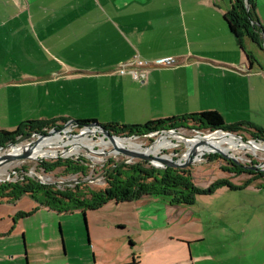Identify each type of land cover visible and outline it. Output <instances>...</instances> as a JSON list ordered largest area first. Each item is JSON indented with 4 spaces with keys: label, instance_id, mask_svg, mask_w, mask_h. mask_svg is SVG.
<instances>
[{
    "label": "crops",
    "instance_id": "0c3cea01",
    "mask_svg": "<svg viewBox=\"0 0 264 264\" xmlns=\"http://www.w3.org/2000/svg\"><path fill=\"white\" fill-rule=\"evenodd\" d=\"M252 2L264 32V0ZM231 9V0H0V131L73 120L144 126L204 112L219 113L227 126L251 124L264 131V33L263 48L244 39L250 61L225 23ZM135 58L150 63L171 58L175 63L150 68L148 79L138 82L118 72ZM220 179L236 189L215 192L257 191L264 200V187L250 176L224 174ZM125 203L131 205V220L120 221L117 228L138 233L137 238L130 235V249L123 244L133 255L107 261L97 257L94 264H156L154 258L175 243L184 245L168 255L178 259L176 264L213 262L214 249L206 256L197 248L206 242L198 224L213 215L200 202L185 206L146 196ZM33 204L38 207L24 198L16 205H0L3 250H8L6 241L15 245L20 234L26 235L23 223L35 216ZM20 212L32 214L18 219ZM87 232L91 245L88 221ZM96 244L93 251L105 256ZM57 247L53 239L28 243L23 264L31 259L38 264L42 253L57 258ZM13 250L0 251V259L22 264L18 245ZM239 264L253 263L243 256Z\"/></svg>",
    "mask_w": 264,
    "mask_h": 264
},
{
    "label": "rangeland",
    "instance_id": "374dc122",
    "mask_svg": "<svg viewBox=\"0 0 264 264\" xmlns=\"http://www.w3.org/2000/svg\"><path fill=\"white\" fill-rule=\"evenodd\" d=\"M262 58H264V53ZM169 130H175L189 136H205L222 131L195 129L194 127L185 129L180 128L178 130L167 128L151 132L150 134H153L152 136L149 135L147 137L146 135H142L140 136L141 139L136 141L134 140V142L140 146L144 145V147L153 148L160 142L165 141L166 144L159 148L157 155H164L174 160L180 159L188 151L187 143L184 140L175 137L167 136L162 138L161 135L167 133ZM74 131L75 132L73 134L79 133V129ZM223 131L229 132L226 130ZM218 134H221V132ZM241 135L246 140L260 141L259 139L252 137V134L250 133H242ZM118 137H121V139H131L129 136ZM33 140L35 141V138L23 142V144L19 145V147H25ZM97 143H99V140L93 142L94 145H97ZM222 146L223 149L232 151L237 155V157H241L243 159L241 161L242 165L256 166L264 163L263 153L258 152L255 155L253 152H251V150H242L239 147L235 148L229 143H225ZM96 149L99 150L102 149V147L97 145ZM46 150H48L50 154L55 153L56 157L52 156L49 157V159L42 158L41 160L46 162H56L58 160L57 157H59V155L62 153L63 148L51 147ZM85 151L83 150V152H81L82 156H84V158L92 165L88 177L82 179L85 181H90V184L95 187L104 186L105 182L102 176V168L105 164H107L109 159H113L115 162L119 163H134L126 162V159L120 154H111V147L105 149V155L103 158H95L94 160H89V157L87 158V156L92 155L89 154L88 151L87 154ZM8 153L9 152L2 154L4 155ZM223 159L224 158H222V156L215 153L207 154L203 156L200 161H197L191 166L199 187L205 188V185L210 186V184L224 176L222 167L226 163ZM39 162L40 161L38 160L28 159L19 162L8 163L6 166L4 165L5 168H3L1 171L0 182H6L11 175L13 176V180H17L18 173L14 170H19L23 166L29 167V170L35 169L37 172H39L37 167ZM149 164L153 166L151 163ZM39 173L49 180V184H57L58 186L63 184H71L77 180L76 176H68L64 172L63 168L58 169L52 174H45L44 172ZM263 181L264 180H259L256 183L258 186L264 187V183L261 184ZM258 194L260 193L257 191H249L247 193H233L226 190H221L215 192L211 196L196 197L195 202H200L203 211L209 210L213 213V215L208 217L205 216L203 219H201V225L198 224L203 228L206 242L197 248L204 252V255L206 256H210L206 253L207 250L214 249L212 251L215 252V254L211 256L215 257L213 262L208 264H239L240 258L243 256H248L250 258V262L253 264H256L258 261L264 263V200L262 197H259ZM261 194L263 195V193ZM33 207L36 212L35 216L24 220L23 223L26 229V235L23 237V234L19 233L20 236L16 239L17 244L15 245L11 241H6L8 248L7 251L3 250L2 246L0 245V251L3 253L10 251L14 252V247H17L18 245V249L20 251L18 255H20L19 257L22 264L24 258L26 257L25 254L28 251V243L35 241L39 243L41 241L51 239L54 240L56 246L58 243L57 258H54L53 255H49L47 257L44 253H42L41 261L39 262L36 260L38 264H80L77 263L78 261L82 264H94L96 262L95 258L97 257L98 259L101 257L107 261L113 256L122 257V253H129L133 255L130 250H126L123 247V244L125 242L127 248H129L130 235L137 238L138 233L132 228L129 231H121L119 228H117L120 221L131 220V213L129 211L131 205H129V203L110 202L97 211H87L86 213L75 212L73 214L57 213L47 208H36L34 204ZM223 213L226 214L225 218L223 217ZM85 215L88 221L91 245H89L87 226L85 224ZM203 221L205 224H203ZM110 225H112V229H109ZM21 228L22 227H20V230ZM114 232H117L118 235ZM120 234H122L123 239L119 237ZM113 236L117 237L113 238ZM96 238H98V240H96ZM93 243H97L96 245L100 247V249L105 250V256L101 255L100 252L96 255V253L93 251ZM183 246L184 245L175 243L164 247L162 252L158 254L156 258H154V262L156 264H176L178 259H170L168 258V255H173L175 252L178 253V250L183 248ZM118 250L120 252L116 254V251ZM27 257L29 262V252ZM129 258L130 261L133 262V257L131 256ZM147 258V254H144L143 259ZM25 261L27 263V260ZM0 264L5 263L0 259ZM30 264L36 263L31 259Z\"/></svg>",
    "mask_w": 264,
    "mask_h": 264
},
{
    "label": "trees",
    "instance_id": "16d2710c",
    "mask_svg": "<svg viewBox=\"0 0 264 264\" xmlns=\"http://www.w3.org/2000/svg\"><path fill=\"white\" fill-rule=\"evenodd\" d=\"M232 9L225 15V23L238 46L246 57L252 61L251 55L245 50L243 42L249 38L260 48L262 47L263 30L257 22L252 0H231ZM93 121L78 122L80 126ZM116 136H142L151 132L167 128L208 129L211 131L226 130L234 134L250 133L251 136L264 141V131L251 124L227 126L223 117L217 112H204L191 114L181 118H173L150 122L144 126H119L117 124L105 125ZM55 123L32 122L25 124L15 132L0 131V147L14 143L18 138L43 130H51ZM225 165L222 171L229 177L241 175L250 176L252 181L264 180V173L246 171L232 161L223 159ZM38 171L45 174L55 173L63 168L70 176L77 180L71 184H42L36 179L28 177L29 167L23 166L19 170L18 179L14 182H0V205H16L24 198L31 199L38 207H45L57 213L73 214L97 211L110 202L125 203L138 200L142 197H160L176 205L192 206L200 195H209L222 187L236 189L229 180L219 179L207 188L199 187L194 177L193 169H157L147 162H134L133 164L115 162L109 159L102 168L104 186L95 187L90 181H85L91 169V163L85 158L58 159L56 162L40 161ZM81 177V178H80ZM32 214L20 212L18 219Z\"/></svg>",
    "mask_w": 264,
    "mask_h": 264
},
{
    "label": "water",
    "instance_id": "95a60500",
    "mask_svg": "<svg viewBox=\"0 0 264 264\" xmlns=\"http://www.w3.org/2000/svg\"><path fill=\"white\" fill-rule=\"evenodd\" d=\"M72 124H78V121H70L67 124H65L61 129H54L51 132L47 134H40L38 132H33L27 135H24L14 143H11L7 146L0 147V158L4 159V162L0 164V168L8 163L12 162H19L29 159V155L32 153V151L37 147L39 144L45 142L46 140L55 139V138H64L66 140H78V141H86L90 140L93 135L99 134L100 138L104 139L105 141H109L112 144V151L115 153L120 154L126 159V162H148L151 163L154 167L157 168H173V169H188L191 168V166L196 163L197 161H200L203 156L207 154H218L222 156V158L232 161L235 165L241 166L246 171H253V172H264L262 169V165L257 166H245L241 164V161L230 151H224L223 149L217 147L214 145V141H216L214 138H211V135H215L221 132L222 138H232L238 140L240 143H243L245 145H248L252 148H254L257 152L264 154V149L258 147L257 141L252 140H246L242 135L234 134L232 132H225V131H218L214 134H209L205 136L196 135V136H189L186 134H182L175 130H169L167 133H164L161 135V137H175L184 140L187 143L188 151L182 158L174 160L170 158H165L161 156H155L154 154H151L149 151L147 152H138L135 150H130L126 147H121L117 144V139H121V137H118L116 135L111 134L107 126H104L98 122L95 123H88L83 125V127H86L87 130L85 133H76V134H68L66 133L67 127H69ZM79 125V124H78ZM80 126V125H79ZM37 140L33 142V144L27 148H25L24 152L20 155L13 156L9 153L14 150V148L19 147V145L23 144V142L34 139ZM199 140V141H197ZM264 145V141H261ZM151 150V148H150ZM8 154H2L7 153ZM34 152V151H33ZM2 155V156H1ZM85 224L87 226V219L85 215Z\"/></svg>",
    "mask_w": 264,
    "mask_h": 264
},
{
    "label": "built area",
    "instance_id": "2783aa9c",
    "mask_svg": "<svg viewBox=\"0 0 264 264\" xmlns=\"http://www.w3.org/2000/svg\"><path fill=\"white\" fill-rule=\"evenodd\" d=\"M172 63H175V61L173 59H171V58L170 59H163V60H160V61H157V62H154V63H150V62L142 60L140 58H135L134 60H132L130 62L122 64L119 67L118 72L121 75H130L134 80H136L138 82H145L148 79V77H149L150 68L165 67V66L171 65ZM64 125L56 126V127L52 128L51 130L45 129V130H43L42 133H40V132H38V133L47 134V133L51 132L54 129H61ZM76 129H79V133H85L86 130H87L86 127L79 126L78 124L77 125L76 124H72L69 127H67L65 132L68 133V134H73L75 132L74 130H76ZM149 135L152 136L153 134L149 133L146 136L148 137ZM138 139H141V137L140 136L139 137H131V139L129 138V139H125V140H131V141L135 140L136 141ZM36 140L37 139L35 138V141ZM96 140H99V142H100V141H103L104 139L100 138L99 134H96V135H93L90 140L79 141V143L76 146L72 143V142H76V140H66V139L61 138V137L52 139V141H56L57 142V144H54L53 147L63 148L62 153L57 158L58 159H72V160L84 158V156H82V153H80V152H83V150L84 151L87 150L88 153L92 154V156H89V155L87 156V158L89 157L88 158L89 160H92V159L94 160L95 158L99 159L100 157L103 158V156L105 155V149L102 148V149L97 150L96 149L97 145H95L94 149H96L95 152H97V153H95L94 151H90V149L88 147L89 144L93 143ZM33 142H34V140L32 142L28 143L27 146H25V148L31 146L33 144ZM257 143L262 144V142L258 141V140H257ZM148 150L151 153L150 148L144 147V145H143V146H140V150H138V152H146V151L148 152ZM87 151H85V152L87 153ZM111 154H113V153H111ZM151 154H153V153H151ZM155 154H154L155 156H159V155H157V153H155ZM254 154L256 155V153H254ZM161 157L168 158L167 156H164V155H162ZM41 159L42 158H39L37 160L38 161H42ZM242 160L243 159L241 158L240 161H242ZM260 165H262V169L264 170V163L260 164ZM14 173H16V172H14ZM26 175L28 177L36 179L37 181H39L42 184H49L48 183L49 180L46 179V177H44L43 175H41L39 172H37L35 169L28 170ZM15 180H13V176L12 175L9 176V178L7 179V181H12V182H14Z\"/></svg>",
    "mask_w": 264,
    "mask_h": 264
},
{
    "label": "bare ground",
    "instance_id": "6f19581e",
    "mask_svg": "<svg viewBox=\"0 0 264 264\" xmlns=\"http://www.w3.org/2000/svg\"><path fill=\"white\" fill-rule=\"evenodd\" d=\"M211 138H214L216 141H214V145H216L217 147L223 149V146L225 143H229L231 146H234L235 148L239 147L241 148L242 150H251V152L253 153H258L254 148L248 146V145H245L243 143H240L238 140L236 139H232V138H222V134H215V135H211ZM199 141V140H197ZM75 146L79 143L78 140H76V142H72ZM170 143V142H169ZM54 144H57L56 141H52V139L50 140H46L45 142L39 144L37 147H35V149L32 151V153L29 155V159L31 160H37L39 158H48L49 157H52L54 156L55 157V153L53 154H50V152H48V148H51L53 147ZM117 144L121 147H126L130 150H135V151H138L140 150V145H138L136 142L134 141H131V140H125V139H117ZM166 144L165 141L163 142H160L159 144H157V146H155L152 150H151V153H157V151L159 150L160 147L164 146ZM97 145L100 147H102L103 149H108V148H112V144L111 142L109 141H100L99 143H97ZM258 147L260 146V148H263L264 149V145L263 144H257ZM94 144L91 143L88 145L90 151H94L96 149H94ZM25 150V147H17V148H14V150L12 152H10L9 154L10 155H13V156H17V155H20L24 152ZM57 150V149H56ZM225 152L227 150L223 149ZM50 151V150H49ZM149 151V150H148ZM229 151V150H228ZM59 152V151H58ZM57 152V153H58ZM231 153H233L236 157L237 155L230 151ZM81 153V152H80ZM111 153L117 155V153H115L114 151H111ZM60 154V153H59ZM90 154V153H89ZM92 155V154H91ZM2 156V155H1ZM239 160H241L239 157H237ZM4 162V159L3 158H0V164ZM8 165V164H7ZM6 166V165H5ZM5 168L4 166L0 168V176H1V171L2 169ZM5 171V170H4ZM5 173V172H4Z\"/></svg>",
    "mask_w": 264,
    "mask_h": 264
},
{
    "label": "flooded vegetation",
    "instance_id": "af4514ba",
    "mask_svg": "<svg viewBox=\"0 0 264 264\" xmlns=\"http://www.w3.org/2000/svg\"><path fill=\"white\" fill-rule=\"evenodd\" d=\"M257 166V165H256Z\"/></svg>",
    "mask_w": 264,
    "mask_h": 264
}]
</instances>
